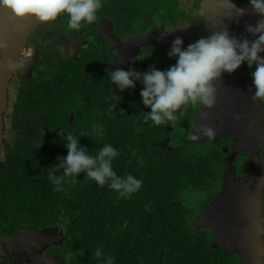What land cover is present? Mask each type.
<instances>
[{
	"label": "trees",
	"instance_id": "trees-1",
	"mask_svg": "<svg viewBox=\"0 0 264 264\" xmlns=\"http://www.w3.org/2000/svg\"><path fill=\"white\" fill-rule=\"evenodd\" d=\"M179 4L178 0H102L96 21L82 25L89 26L85 30L89 42L77 53L71 51L69 40L77 30L67 28L66 14L55 21L38 20L26 47L40 46L42 54L36 55L28 75L23 68L31 59L22 58L9 89L0 155V231L12 230L6 223L11 221L29 229L30 235L37 226L56 228L57 232L44 234L50 239L42 248H49L55 240L54 249L60 254L55 256L64 258L61 264H101L109 256L113 264H240L239 254L221 247L208 229L199 227L196 211L184 202L188 192L201 190L207 198L219 193L226 157L237 138L228 133L229 142H217L218 138L200 135V126L207 120L200 106L178 110L177 114H185L174 123L155 126L145 122L143 117L150 109L141 102L143 85L137 82L135 89L120 92L108 78L118 53L108 28L125 40L154 28L159 21L175 19ZM49 25L53 31L45 37ZM168 50L145 47L136 70L148 71L152 65L167 69L175 63L167 56ZM249 98L254 100L252 94ZM259 102L260 116L253 119L249 115L248 126L245 119L237 123L251 135L263 130L256 121L260 118L264 125V101ZM230 116L228 111L221 119ZM93 125L103 130L102 136L92 133ZM181 127L187 131L186 141L168 145L169 139L179 136ZM60 131L80 137L79 143L87 145L92 156L111 144L119 151L113 170L120 177L132 174L142 179L140 190L130 198H118L107 185L100 187L80 173L74 185L62 184L64 191H54L49 168L58 156L67 155ZM209 140L217 144H208L209 149L196 147ZM244 147L245 152L235 156L240 158L239 165L234 158L232 166L246 173L251 156L249 146ZM254 164L256 173H261L262 165L256 160ZM62 172L58 169L57 175ZM39 233L43 234L40 229ZM262 239L264 244V233ZM97 248L102 250L100 259L94 256ZM45 259L46 264L49 259Z\"/></svg>",
	"mask_w": 264,
	"mask_h": 264
},
{
	"label": "clouds",
	"instance_id": "clouds-1",
	"mask_svg": "<svg viewBox=\"0 0 264 264\" xmlns=\"http://www.w3.org/2000/svg\"><path fill=\"white\" fill-rule=\"evenodd\" d=\"M248 3L261 17L255 25L246 24V31L254 39L232 36L227 28L213 31L187 46L183 37L176 36L167 51V56L175 59L174 64L163 70L155 65L150 66L148 71L109 69L110 85L124 92L135 89L137 82H140L143 85L140 90L141 102L150 109L143 119L155 126L176 122L185 114L184 111L177 114L178 110L186 109L189 105L212 107L216 98L214 82L224 73H234L242 64L250 69L255 66L250 73L253 99L264 101V0H248ZM101 7L102 0H0V8H7L18 18L31 15L41 22H49L55 21L62 13L66 14L67 28L70 30H79L83 24L94 23ZM244 11L240 8L237 14L241 16ZM172 30L167 33L170 34ZM5 48L7 42L0 40V49ZM133 59L142 61L138 56ZM21 66L11 59L7 63L10 70ZM92 133L102 136L103 130L93 125ZM199 134L211 139L216 132L209 125H201ZM60 136L65 141L63 146L67 149V155L58 156V162L49 168L48 179L55 186L54 191H64L62 184L74 185L80 173L100 187L107 185L117 192L118 198H130L140 190L142 179L132 174L120 177L113 170V161L119 156V151L111 144H105L92 156L88 154V146L79 143L80 137L61 131ZM58 169L63 170L62 174L57 175ZM94 256L100 259L102 250L97 248ZM101 264H113V258L104 257Z\"/></svg>",
	"mask_w": 264,
	"mask_h": 264
},
{
	"label": "water",
	"instance_id": "water-1",
	"mask_svg": "<svg viewBox=\"0 0 264 264\" xmlns=\"http://www.w3.org/2000/svg\"><path fill=\"white\" fill-rule=\"evenodd\" d=\"M37 22L38 19L34 16L28 15L24 18H18L7 8H0V40L7 42V48L0 49V155L5 137V113L9 105V89L11 81L18 70V68L8 69L7 63L11 59L20 64L28 38ZM171 30L173 32L170 34L167 33ZM176 31L190 34L195 39L194 33L187 29L172 27L166 29L165 26H162L160 28H154L147 33L133 35L125 40H121L116 38L114 32L109 27L108 35L116 42L118 47V53L113 61V70L117 68H124L125 70L135 68L138 60H134L133 58L138 56L143 46H166L168 42L171 44L173 41L172 36H174ZM240 88L239 90L236 89L238 98L235 101L236 110H230L231 116L227 121H224L222 124H217L216 117L208 116L205 122V125H209L215 129L216 135L214 138L220 135L222 137L225 131L230 130L231 132L229 133H233V136L237 139L234 144L235 146L231 148V153L227 158V164L224 169L225 174L229 176V180L224 182V187L217 196L208 202L205 201L203 210L206 208L208 211H204L200 215L198 225L199 227L202 226L208 229L213 234V239L221 247L228 251L237 252L239 254L240 264H264V244L262 239L264 233V213L262 212L264 125L261 123V119L257 118L256 121L263 128L260 131L262 133H255L253 131L251 132L253 135H251L249 133L250 131L246 132V129L242 128L243 125L237 124L242 119H245L247 123L249 115L253 119L260 116L262 106L259 100L256 101L254 99L252 101L249 96L247 99L245 97L242 99ZM250 93L252 94V92ZM237 117L239 118L237 119ZM250 122L252 121L250 120ZM248 125L249 123H247ZM252 129L256 130L254 126ZM214 138L212 140H215ZM244 144L249 146L247 153L251 156V165L246 172L248 179L246 182H235L234 172L231 174L232 163L237 153H244V150L247 149L244 147ZM259 151L263 152L261 162L258 161L257 156ZM254 160L259 165H262L261 173H256L257 167L254 164ZM226 199L230 201L228 208L225 203ZM222 210L228 211L229 215L234 217V219L228 220L225 216H222ZM46 260L44 259L43 261ZM43 261L39 260L35 263L28 264H43Z\"/></svg>",
	"mask_w": 264,
	"mask_h": 264
},
{
	"label": "rangeland",
	"instance_id": "rangeland-1",
	"mask_svg": "<svg viewBox=\"0 0 264 264\" xmlns=\"http://www.w3.org/2000/svg\"><path fill=\"white\" fill-rule=\"evenodd\" d=\"M182 1H183L184 6L185 5L187 6L185 12L189 13L188 15L190 17H193L194 20H197V23L200 22L198 15H200L201 20H203V17H205V15L202 13V10L200 11V8L203 5V0H198L197 3H195V0H182ZM216 5H217V7H216L217 11L219 10L220 13L223 16H225L227 18V20H228V23H227L226 26L229 27L228 31H229L230 35L236 36V37L243 36V37L248 38L249 40L254 39V37L250 36V34L246 31V24L251 23V24L255 25L256 22L259 19H261V17L258 14H256L253 11L252 8L248 9V8L240 6L239 0H227V2H224L223 0H221V1L217 0V4ZM195 8L199 9V11H200V12L198 11L199 14H197V12L195 10H191V9H195ZM240 8H243L245 10L244 14L241 15V16H239L237 14V10L240 9ZM203 11H204V9H203ZM87 29L89 30V26H84V27L80 28L79 30H77L73 34V36H71V37L69 36V40L71 42L70 49H71V51L73 53L79 52L81 47L85 46V44L89 42L88 38H87V35H85V33H86L85 30H87ZM52 31H53V28H52L51 25H49L48 26V30H47V32L45 34V37H50L51 34H52ZM65 49H66V47L63 48L64 51H65ZM26 52H27L28 56H29V54H30V56L33 54V56H31V60L29 61V63L25 64L24 68H23V73L28 75V74H30L32 72V68H33V65H34V62H35L36 55L38 56V55L42 54V52L40 51V46H37V47H35L33 49L32 48L28 49ZM20 65H21V62H20ZM254 67L255 66H253V69H250V68H248V66L246 64H242L241 67L238 68L234 73H231V75H233L232 82L235 81L236 85H240V86H241V84L243 85L242 81L245 80L246 77L244 79V76H243L244 74H242V71L245 72V70H246L247 73H248L249 78H252L250 73H251L252 70H254ZM228 87L229 88H234L235 85L234 86L233 85H230V86L228 85ZM249 87L251 88V92L253 93L254 88H253L252 82L250 83ZM231 92L228 93V94H231ZM225 99H227V98H225ZM228 102H230V100H228ZM224 103H225V100H224L223 104ZM231 103H232V101L230 103H228V104H231ZM218 109H220V108H217L216 110H218ZM218 111H220V110H218ZM186 132L187 131H186V129L184 127L179 128V133L180 134L175 139L177 142L175 140H173V139H169L167 144L168 145H173V143H174V145H177V144L184 143L186 141L185 140ZM196 147L209 149L207 147V144L205 146L204 145H198ZM228 157H229V155L226 157V164H227V158ZM231 169H232L231 174L233 172L235 174V177H234V181L235 182H237V181L246 182L247 181L248 177H247V174L245 172H242L238 167H235V166H232ZM228 180H229V176H227L225 174L224 177H223L221 188L224 187V182L228 181ZM221 190L219 191V193L221 192ZM212 199H213V197L211 198V200ZM205 201L208 202L209 201V197L207 198L205 192L201 191V190L196 191V192H191L190 194L188 192V194L186 196V199H184V202L188 206L193 208L194 211H196V213H197L196 220L197 221H198L200 215L203 214L204 211H208V209H206V208L203 210V205L202 204H204ZM225 203H226V206L228 208L229 205H230V201H228L226 199ZM232 205H231V208H232ZM221 213H222V216H225L228 220L234 219V217L229 215L228 211L222 210ZM7 223H8L9 226L12 227V230H10V228H6V229H2L0 231V256L4 255L6 253V254H8L9 261L11 260L13 262H19L21 259H27V257L22 254L23 252L20 253L21 252L20 250H21L22 247H19L16 250V248H14V245H11L12 242H14L17 239L22 240V239L25 238V240H27V243H29L31 241V238H32L33 242H31L29 244L32 247H37L36 249H34V251L39 253L41 251V249H42V245L45 242H47L46 240L50 239L47 235H44L46 232H43V231L49 230V231H52L54 233L57 232L56 228H54V227L51 228V227H49V225H46V226H37L40 229V231L43 232V234H40L39 233V229H38V230H35L36 233L34 235H30L29 234V229H20V228H18L17 223L12 222V221L11 222H7ZM224 223L226 224V222H224ZM201 228H202V226H201ZM203 228H205V227H203ZM58 234L60 236H62L61 232H59ZM43 236L45 237V240L42 239ZM57 241H59V239H57ZM54 242H55V240H53V242H51V244H49V248H51V247L56 248L55 245H54ZM54 248L52 249V251L54 250ZM44 255H46V254H44ZM1 259H4V257L1 256ZM63 259L64 258L61 257V256H52L48 260V263H46V264H61Z\"/></svg>",
	"mask_w": 264,
	"mask_h": 264
},
{
	"label": "flooded vegetation",
	"instance_id": "flooded-vegetation-1",
	"mask_svg": "<svg viewBox=\"0 0 264 264\" xmlns=\"http://www.w3.org/2000/svg\"><path fill=\"white\" fill-rule=\"evenodd\" d=\"M178 1L180 2V4L178 5V7L176 9L175 19L168 18V19H165L164 21H159L160 24L157 25V26H155L154 28H160L162 26H165L166 29H168L169 27H172V28H183V29H187V30L191 31L192 33H194L195 39L190 34H185L182 31H176L174 33V36H172L173 39L176 36L183 37L184 42H185V46H187L190 43L195 42L196 40H198L201 37H204V36H206L208 34H211L213 31L220 30V27L223 30L226 27L227 23H228L227 18L225 16H223L220 13L219 10L217 11V8H216L217 7V5H216L217 4V0H203V5L200 8V11L202 10V13L205 15V17H203V20H201L200 15H198L199 21H200L199 23H197V20H194L193 17H190L188 15L189 13H186L185 12L187 6L186 5L184 6L183 1L182 0H178ZM219 1H221V0H219ZM223 1L224 2H227V0H223ZM197 2H198V0H195V3H197ZM209 3H211L210 6L212 7L211 14L208 11L209 8L207 9ZM239 4L242 7H245V8H248V9L251 8V6L248 3V0H239ZM203 9H204V11H203ZM191 10H195L197 12V14H199V12H200L199 9H197V8L191 9ZM178 25H183V27H177ZM154 28H152V29H154ZM227 28H229V27H227ZM152 29H150V30H152ZM150 30H148V31H150ZM148 31H146L144 33H147ZM136 35H140V34H136ZM170 45L171 44L168 42V44L166 46H160V45H147V46H143L141 48V50L139 51L138 57H139L141 51L145 47L155 46V49H159V48L169 49L170 48ZM28 49H31V48H27L26 47V49L24 51V54H23V57H28V58L31 59V56H33V54L31 56L29 54V56H28L27 55V52H26ZM138 64H139V60H138ZM138 64L136 65L135 69L138 68ZM32 70H33V68H32ZM242 74H244L243 75L244 76V79H245V77H246V79L242 81L243 82V85L241 84V86H239V85H236V82L235 81L232 82L233 75H231L229 73H224L219 80H217V81L214 82V86L216 88L215 104L212 107H210V108L209 107H206V106H200L198 108V110H205L204 112H205V114H207V118H208V116L209 117H211V116L216 117L217 118V121H216L217 124H222L224 121H227L228 119L222 120L221 118L228 111H230V110H236L235 101L238 100L237 93H236V89L239 90V88L241 87L240 88V92H241V96H242L241 98L242 99H244V97H245V99H247V97L251 94L250 93L251 92V88L249 87V85L252 82V78H249L248 73H247L246 70H245V72L242 71ZM228 85L229 86L230 85H233V86L235 85V87L234 88H229ZM230 92H231V94H228ZM224 97L227 98L228 100H230V102L232 101V103L231 104H228L230 102H228V100L225 99ZM224 100H225V103L223 104ZM217 108H220V109H218L220 111L216 110ZM229 132H231V131L230 130L225 131L222 134V137H221V135L220 136H216V139L218 138L217 139L218 140L217 142H220V141H223V142L224 141H228L229 142V137L230 136H226ZM230 139H231V137H230ZM208 142H210V140L207 141V142H205V143L207 145L209 144L210 146L212 145V143H214L213 141H211V143H208ZM206 144H204V146ZM214 144H217V143H214ZM221 145H224V144H221ZM257 156H258L259 161H261L263 159V152L262 151H259L257 153ZM235 161H236V163L238 165V163L240 162V158L239 159H236L235 158ZM263 192H264V186L262 188V193ZM217 195H215V196H217ZM210 199L211 198H209V200ZM20 229H24V228H20ZM43 232H48L49 233V230L43 231ZM31 242H33V239L32 238H31V241L29 243H31ZM29 243H27V240H25V238L22 239V240L17 239L14 242L11 243V245H14V248H16V250L19 247H22L21 250H20L21 251L20 253L23 252L22 254L24 256H26L27 259H21L19 262H13V261L10 260L11 261L10 262L9 259H8V254L5 253L4 255H1L2 257H4V259H1V263L2 264H28V263H35L36 261H39V260H42L43 261L45 259V257H47L49 259L50 256L60 255L59 252H57L55 249L52 251V249L54 247H51V248H42L39 253L38 252H35L34 249H36L37 247H32ZM44 254H46V255H44ZM1 256H0V258H1ZM43 264H45V263H43Z\"/></svg>",
	"mask_w": 264,
	"mask_h": 264
}]
</instances>
